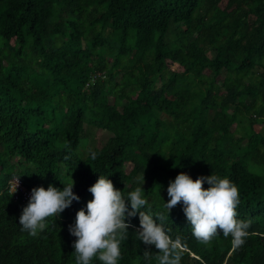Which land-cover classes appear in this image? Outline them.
Segmentation results:
<instances>
[{"label": "trees", "instance_id": "trees-1", "mask_svg": "<svg viewBox=\"0 0 264 264\" xmlns=\"http://www.w3.org/2000/svg\"><path fill=\"white\" fill-rule=\"evenodd\" d=\"M181 172L238 187L241 247L201 244L182 204L168 212ZM100 176L125 198L143 187L181 264H264V0H0V264H75L69 226ZM13 177L72 178L80 200L33 237ZM129 222L118 264H158Z\"/></svg>", "mask_w": 264, "mask_h": 264}, {"label": "clouds", "instance_id": "clouds-1", "mask_svg": "<svg viewBox=\"0 0 264 264\" xmlns=\"http://www.w3.org/2000/svg\"><path fill=\"white\" fill-rule=\"evenodd\" d=\"M95 159V153L92 154ZM20 177L15 178L12 195L19 187ZM207 182L209 187L203 185ZM144 184V175L141 178ZM31 196L24 197L20 192L18 199L28 201L19 217L22 231L33 237L44 231L53 218H59L73 201L80 197L73 192L74 180L64 185L63 189L49 185L47 188L27 189ZM92 199L87 202L86 211L76 213L75 224L69 226V232L76 239L73 243L75 264H118L122 257L121 243L127 239L130 227L129 218L139 213V239L146 246H155L159 253L158 264H181L183 245L174 240L158 220L163 216L153 217L140 211L151 205L144 196L143 187H136L125 198L123 191L117 189L112 180L100 176L89 189ZM169 197L165 207L168 212L177 205H183V211L191 226L192 235L201 244L209 245L220 236L232 237L233 248L241 247L249 235L251 221L239 219V189L228 178L217 175L200 176L195 180L188 174L179 173L167 188ZM131 205L129 210L128 204ZM145 257L148 252L145 251Z\"/></svg>", "mask_w": 264, "mask_h": 264}, {"label": "rangeland", "instance_id": "rangeland-1", "mask_svg": "<svg viewBox=\"0 0 264 264\" xmlns=\"http://www.w3.org/2000/svg\"><path fill=\"white\" fill-rule=\"evenodd\" d=\"M94 134L96 137V145H99V143H100V145L103 144V142L107 138V132L105 130H102V129H95Z\"/></svg>", "mask_w": 264, "mask_h": 264}, {"label": "built area", "instance_id": "built-area-1", "mask_svg": "<svg viewBox=\"0 0 264 264\" xmlns=\"http://www.w3.org/2000/svg\"><path fill=\"white\" fill-rule=\"evenodd\" d=\"M15 178L16 177H13L10 181H9V187H10V190H13V187H14V183H15ZM16 192H21L24 194V197L26 196H31V192L30 191H26L24 189V187L21 185V180H19V187L17 189Z\"/></svg>", "mask_w": 264, "mask_h": 264}]
</instances>
